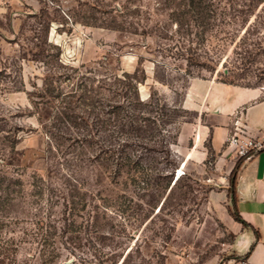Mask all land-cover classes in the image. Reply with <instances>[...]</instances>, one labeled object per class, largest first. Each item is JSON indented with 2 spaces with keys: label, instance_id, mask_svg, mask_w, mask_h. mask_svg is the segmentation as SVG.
I'll return each instance as SVG.
<instances>
[{
  "label": "rangeland",
  "instance_id": "1",
  "mask_svg": "<svg viewBox=\"0 0 264 264\" xmlns=\"http://www.w3.org/2000/svg\"><path fill=\"white\" fill-rule=\"evenodd\" d=\"M178 1L0 0V175L24 188L0 206V236L19 240L16 264L236 255L229 178L220 180L212 152L172 142L182 122L204 117L200 99L225 66L264 92V1L215 0L209 22L181 26L171 15ZM118 102L138 167L109 156Z\"/></svg>",
  "mask_w": 264,
  "mask_h": 264
},
{
  "label": "crops",
  "instance_id": "2",
  "mask_svg": "<svg viewBox=\"0 0 264 264\" xmlns=\"http://www.w3.org/2000/svg\"><path fill=\"white\" fill-rule=\"evenodd\" d=\"M216 88L200 99L204 117L180 124L176 146L182 149L187 145L190 155L212 152L223 182L236 163L225 144L232 120L238 115L240 124L252 136L264 130V92L257 86L222 82ZM233 185V205L228 197L229 182L222 194L243 222L229 213L235 235L231 247L236 255L219 264H264V148L240 160Z\"/></svg>",
  "mask_w": 264,
  "mask_h": 264
},
{
  "label": "trees",
  "instance_id": "3",
  "mask_svg": "<svg viewBox=\"0 0 264 264\" xmlns=\"http://www.w3.org/2000/svg\"><path fill=\"white\" fill-rule=\"evenodd\" d=\"M263 1L264 0H255V5L253 6L257 7L258 4L262 3ZM214 2L215 0H179L176 3L178 6L177 7L178 9H174V11H172L171 13L172 20L176 22L177 24H180V26L183 25V23L185 24V22L186 23L192 22V24L200 23V25H203L209 22L210 18H213L215 16L216 9L213 8ZM70 16H72L73 20H76L75 17H73L74 15H70ZM184 17H187V18H184ZM181 21H184V22H181ZM256 54H257L256 51L250 52L249 58L253 59ZM243 60H245L244 57H240V61H238V64L241 63L245 65L248 61H250L246 59L248 61L245 60L244 62ZM238 67L240 66H237L236 64H232L231 67L225 66L226 68L225 71L223 70L220 71V74H219L220 78L217 80L222 83H227V84H232V85L250 86L248 84L240 83L238 81V79L241 78L240 75L235 74V70ZM262 72L263 70L261 71V73ZM123 76L124 78H131L134 82L137 81L135 79L134 74H129L125 72L123 73ZM133 86L135 87V90H136V85H133ZM48 88H50L49 89L50 92L54 91V86H52L51 84ZM133 101L137 105L142 104V101L138 98V95L135 96ZM111 106H112L111 116L113 117L115 116L114 118L116 119L113 122L114 123L118 122L116 126V128L118 127V129L116 130L119 131L120 133H119V136H117V139L113 138L114 139V142H112L113 144L108 147V149L115 150L116 154L114 152H111L112 154L109 156L112 157V159L114 158L115 164L117 165V167L123 166L124 165L123 162H125L126 164L128 163L132 164V167H138L139 165L138 160H132L133 158L130 155V151L126 149L127 144L125 143L128 141V138L125 137V135L124 137L122 136L123 132H125L127 129L132 130L134 129V127H132V124H130V121H126L127 115L124 112V105L122 103H119V102L114 103ZM144 119H150V118H144ZM151 122H154V121H152L151 119ZM106 123L107 121H105V124ZM114 127H115V124H114ZM135 129H141V126H136ZM176 138H177V132L174 135V141L172 143H175V144L177 143ZM159 142L162 145H165L168 147V143L166 144L164 140L160 139ZM114 154L116 155L115 157H114ZM239 164H240V160L236 161L229 175L228 197L230 198L232 205H233V200H234L233 180H234V175L236 173V170L238 169ZM30 185L32 186V188H35L37 186V184L35 183H31ZM38 188L40 189V186H38ZM23 189H24L23 183L18 178H11L4 174L0 175V206L2 207V205L6 203L13 205L14 200L18 197V193L22 191ZM14 193H17V195L16 196L13 195ZM230 215L234 218V220L243 222L239 218L235 209L230 210ZM18 243H19V240L13 237L0 236V264H16V252L18 249Z\"/></svg>",
  "mask_w": 264,
  "mask_h": 264
},
{
  "label": "built area",
  "instance_id": "4",
  "mask_svg": "<svg viewBox=\"0 0 264 264\" xmlns=\"http://www.w3.org/2000/svg\"><path fill=\"white\" fill-rule=\"evenodd\" d=\"M225 144L231 148L236 161L242 160L264 148V130L255 136L249 135L244 126L240 124L238 115H235Z\"/></svg>",
  "mask_w": 264,
  "mask_h": 264
}]
</instances>
